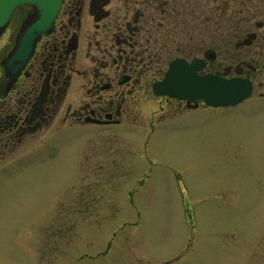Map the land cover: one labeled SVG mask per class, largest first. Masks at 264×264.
<instances>
[{
  "label": "flooded vegetation",
  "instance_id": "af4514ba",
  "mask_svg": "<svg viewBox=\"0 0 264 264\" xmlns=\"http://www.w3.org/2000/svg\"><path fill=\"white\" fill-rule=\"evenodd\" d=\"M12 17V28L0 34V165L16 153L11 161H20L21 149L33 151L23 158L43 161L50 149L73 145L80 153L110 149L111 143L116 158L126 154L135 162L129 176H136L137 163L141 168L153 158L163 160L155 138L207 123L216 116L207 111L217 108L154 93L153 83L172 63L196 66L199 74L249 79L246 101L264 111V0H61L50 26L36 34L19 62L8 61L36 9L22 4ZM83 159L76 156L75 164ZM116 165V176L122 175V164ZM67 197L71 204L74 196ZM185 212L193 231V211ZM72 224L67 222L69 234ZM45 244L47 264H84L93 257L72 237L56 234ZM191 246L188 237L185 249Z\"/></svg>",
  "mask_w": 264,
  "mask_h": 264
},
{
  "label": "rangeland",
  "instance_id": "374dc122",
  "mask_svg": "<svg viewBox=\"0 0 264 264\" xmlns=\"http://www.w3.org/2000/svg\"><path fill=\"white\" fill-rule=\"evenodd\" d=\"M13 24L11 18L5 32ZM254 102L208 110L216 115L209 122L155 138L153 147L163 148L164 159L140 186L129 176L135 162L126 160L128 149H121L126 157L116 158L115 143L110 149H81V154L73 145L62 146L50 149L53 155L47 158V152L43 161L23 158L33 151L21 149L18 165L10 164L18 154L9 156L0 165V264H47L45 243L56 234L72 237L73 245L89 252L112 238L109 256L84 264H146L142 249L148 260L172 257L184 247L189 232L183 216V202L189 201L196 217L194 243L172 264H245L248 258H259L255 262L260 264L264 111L253 110ZM76 156L84 158L78 170ZM116 160L123 166L122 175L116 176ZM75 172L83 176L72 177ZM132 187L136 208L127 197ZM69 194L74 196L71 204ZM68 221L73 223L71 234ZM54 227H59L56 233Z\"/></svg>",
  "mask_w": 264,
  "mask_h": 264
},
{
  "label": "water",
  "instance_id": "95a60500",
  "mask_svg": "<svg viewBox=\"0 0 264 264\" xmlns=\"http://www.w3.org/2000/svg\"><path fill=\"white\" fill-rule=\"evenodd\" d=\"M20 3L35 4L38 17L19 38L11 58L16 61L27 55L35 32L43 31L50 25L60 0H0V29L6 24L12 8ZM197 70L196 66L174 63L163 80L154 83L153 90L157 94L168 93L181 98H199L214 106L235 104L250 93V83L246 79H225L213 74L199 75Z\"/></svg>",
  "mask_w": 264,
  "mask_h": 264
}]
</instances>
